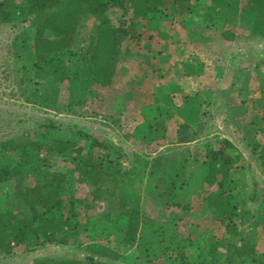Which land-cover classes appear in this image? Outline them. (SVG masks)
<instances>
[{
    "label": "rangeland",
    "instance_id": "1",
    "mask_svg": "<svg viewBox=\"0 0 264 264\" xmlns=\"http://www.w3.org/2000/svg\"><path fill=\"white\" fill-rule=\"evenodd\" d=\"M243 1L230 2L240 3L242 6ZM23 2L24 0H9V4ZM210 3L211 1L207 2ZM219 7L221 8L219 12L229 14L228 5L221 4ZM122 14L123 11L120 9H112L109 12L117 26L125 19L129 23L132 22L134 18L132 13L126 17ZM186 17L180 16L175 9L163 13V19L156 24V30H167L168 34L165 35L168 38H160L156 32L152 33L154 38L150 39L151 33L147 31V24L139 28L142 33L140 40L136 42L129 37L126 38L122 43L123 54L114 84L107 88L99 86L93 80L84 57L79 56L88 46L90 36L99 23L98 16L85 17L74 41L72 49L74 54H68L56 61L57 74L46 71L37 76L42 80L40 87L42 90L36 93L30 90V101L26 100L20 89L19 69L23 62L16 58L17 53L22 50L21 43L16 38L21 37L29 29V25L20 20L14 27L0 24V141L25 130H31L32 135L35 131L40 135L46 131L44 125L47 120L51 119L66 126L63 127V131H67L69 140L77 141L83 146L85 154L90 150L91 140L82 139L81 132L85 131L84 133H89L90 136L102 141L103 146L92 150L94 155L101 157L108 155L115 163L114 168L122 172L133 166L134 153L150 161L158 157L162 159V166L152 173H147L144 178L146 192L143 208L152 224L141 232L139 241L140 247L143 248L141 251L138 248L128 249L126 246L124 229L127 221L119 217L110 199L104 200L94 209L85 207L87 201L91 200L93 187L91 175L85 178L87 169L79 167L80 157H75L76 154L63 157L39 153L40 155L33 157L34 164L25 169L22 176L24 187L34 186L48 171L66 174L63 195L65 198L75 197L80 202L77 214L80 237L76 244L66 246L34 242L15 247L13 254L10 255L0 251V264H34L39 260H45L47 264H60L65 261H74L75 264H226L225 255L211 261V256L207 254L212 242H223V238L230 234L226 229L229 222L214 220L211 210L205 206L206 196L219 192L218 186H209L205 182L207 157L203 144L212 140L204 138L201 140L202 136L199 134L196 138L200 140L199 142L190 145L177 144L175 132L179 126L177 119L166 118H163V121L166 119L164 123L169 125V130L166 139L159 141V144L156 142L157 135L154 137L147 135V140L153 145L146 142V145L140 146L142 143L137 142L138 138L133 133L138 123L145 120L147 113L150 117L156 113L154 104L158 103V98L169 92L170 89L165 83L176 74L170 66L180 62L182 67L180 60L200 55L203 57L206 55L210 67H213V71L216 70L213 73L210 68V71L199 68L198 73L205 74L195 79L219 80L221 84L218 92L222 93L216 96L222 101H217L219 104L215 108L213 106L207 108L213 118L207 115L203 120L208 121L211 132L219 133L220 138H222L220 135H224L225 139H231L238 148L241 158L234 164L232 177L239 182L237 189L240 190V196L245 198L246 209L251 212L250 215L244 214L245 219L251 220L246 225H243L239 218L236 220L235 227L239 235L237 237L229 235L228 264H264V168L262 162L258 160L260 149H256L258 146H264V116L252 118L253 112L240 108L241 124L250 120H257V124L259 123L246 137L245 129L234 123L228 116L225 106L228 100L227 91L236 78L230 68L232 65L229 64L227 68V59L236 65L247 62L254 67L255 62L264 57V40L252 37L241 17L239 20L230 16V21L237 26L242 38L236 43H226L216 34L207 38L204 42L207 48L199 51V35L204 28L201 24L197 28L198 18ZM139 23L145 24L143 21ZM218 24L217 29L222 28V24L219 22ZM214 26L212 23L208 29L214 30ZM178 48L184 49L183 52L177 50ZM228 52L229 57L226 54ZM238 52L239 56L231 59V55H237ZM163 56H166L164 58L166 61L161 62ZM152 66H156L157 70L153 71ZM167 69L170 71L168 77L164 74ZM251 72L248 86L250 83L253 86L257 85L254 69ZM216 82H213L211 88L208 89L209 86L206 85L204 89L214 91ZM165 88L167 92H164ZM189 88L194 86L190 85ZM205 90L201 92V97H205ZM44 95L46 101L42 99ZM228 97L235 100L236 106L240 107L244 98L249 97L248 100L257 101L259 93L255 96L254 93L248 95L244 91L235 90L229 93ZM168 104H172V101H168ZM57 105L64 110L55 111ZM256 105L259 108L261 106L258 103ZM128 117L131 118L130 122L126 120ZM143 134L144 132L137 133ZM14 191V182L0 183V211L17 206ZM229 228L232 229L233 226ZM246 239L254 243L256 254L253 259L245 261L238 257L235 247L236 249L242 247ZM92 243L108 244L120 252L121 259L113 262L98 258L91 262L88 260L90 254L87 247Z\"/></svg>",
    "mask_w": 264,
    "mask_h": 264
},
{
    "label": "trees",
    "instance_id": "2",
    "mask_svg": "<svg viewBox=\"0 0 264 264\" xmlns=\"http://www.w3.org/2000/svg\"><path fill=\"white\" fill-rule=\"evenodd\" d=\"M209 1L211 3L207 4ZM230 1L232 0H24L20 4H9V0H0V24L14 27L20 20L29 25V29L16 38L22 46L16 58L23 62L19 69L20 89L26 100L30 101V90L35 93L42 90V80L37 76L46 71L57 74L56 61L74 54L72 49L75 38L87 16H98L99 23L90 36L88 46L78 55L84 57L89 74L103 88L114 84L123 54V41L128 37L136 42L142 38L139 28L145 24L142 25L139 21L152 22L166 10L175 9L180 16L207 15L211 19L206 21L210 22L217 20L225 27L221 33L222 38L229 42H238L242 35L227 16H234L239 20L241 17L243 24L249 28L250 35L264 40V0H242V6ZM221 4L229 6L226 17L219 12ZM112 9L123 11V17L132 13V22L125 19L121 25H115L109 16ZM235 21L234 19L233 22ZM42 99L47 100L45 95ZM63 110L58 105L55 108V111ZM166 111L168 114L175 112L184 120L178 130L179 143H189L191 138L198 136V130L194 133L188 130L193 126L202 128L200 115L204 112L203 102L186 97L183 105H175ZM63 127L66 126L49 119L44 125L46 131L41 136L36 131L32 135L31 130H25L0 141V183H15L14 194L18 202L13 209L0 211V251L10 255L15 247L34 242L66 246L76 244L80 237V222L77 219L80 202L75 197H64L66 174L48 171L34 186L24 187L22 176L25 169L34 164L33 157L42 153L63 157L76 154L75 157H80L79 167L87 169L85 178L91 175L93 187L91 200L87 201L85 207L94 209L104 200L110 199L119 217L127 221L124 229L126 246L128 249L138 248L143 251L139 243L141 232L152 224L143 209L146 192L144 178L147 173L162 166L161 157L150 161L134 153L133 166L122 172L114 168L115 163L108 155H94L92 150L103 146L102 141L84 133L85 131L81 132L82 139L91 140L90 150L85 154L83 146L77 141L69 140ZM206 147L208 172L205 182L209 186H218L219 190L208 196V206L212 210L213 219L229 222L226 225L228 234L237 237L239 232L235 227L236 220L239 218L243 225L251 221L244 218V214L250 215L251 212L246 209L245 198L240 196V190L237 189L239 182L232 177L234 164L241 158L240 152L230 140L220 137L213 142L209 141ZM256 149H260L258 157L264 168V146ZM229 226L233 228L230 229ZM218 247L216 244L211 246L212 255L217 253ZM235 251L245 261L253 259L256 254L255 245L249 239H246L242 247H235ZM87 252L91 262L98 258L113 262L121 259L118 250L104 243L89 244ZM34 264L47 263L39 260ZM60 264L75 263L65 261Z\"/></svg>",
    "mask_w": 264,
    "mask_h": 264
},
{
    "label": "crops",
    "instance_id": "3",
    "mask_svg": "<svg viewBox=\"0 0 264 264\" xmlns=\"http://www.w3.org/2000/svg\"><path fill=\"white\" fill-rule=\"evenodd\" d=\"M219 10H221V8ZM222 16L226 17L224 14H222ZM162 17H163V14L160 18L155 19L152 22H149V21L144 22L145 26H146V24L148 26L147 31H150V33H151V35H149L150 39L154 38L152 33H156V32L160 38H163V37L168 38L165 35V34H168L167 30H165V31L162 29L156 30L157 29L156 24H158L163 19ZM173 17H176V16H173ZM189 17L190 18H194V17L198 18L199 23L197 24V28L200 24L204 28V31H201V34L199 35V38H200L199 39L200 41L198 43V44H200L199 51L207 48L206 45L204 44V42L207 41L206 40L207 38H210L211 36H214L216 34H217V36H220L222 38L221 33L225 27L217 29V27L219 26L217 20H213V22L206 21L207 19L210 18V17H207V15H205V16L204 15L192 16V17L187 16L186 18H189ZM227 18H229V16H227ZM212 23L215 24V26L213 27L214 30L208 29L209 25L211 27ZM238 33H240V32H238ZM190 36H191V32H190ZM224 41L226 43H236V42H229L226 40H224ZM177 50L183 52L184 49L180 50V48H178ZM226 54L229 57V52ZM166 56L162 57L161 62L166 61L164 59ZM231 56H232L231 59L237 58L239 56V52L237 53V55L232 54ZM207 60H208V57L206 55L204 57L201 55H200V57L189 56L186 60L185 59L180 60L181 64H183L182 67L180 66V62H176L172 66H170V68L173 69V71H175L176 74L172 78L167 79V81L165 83L167 85V88L170 89L169 92L165 93V94L163 93L164 97L160 96V99L158 98V100H157L158 103L154 104L156 107V109H155L156 113L155 114L153 113L151 115V117L147 113V117L145 118V120L143 122L138 123V126L135 128V131L133 132L136 134V137L138 138L137 142L142 143V144H140V146L146 145V142L151 143V141L147 140V138H148L147 135H152L153 137L155 135H157L158 139L156 140V142H158V144L160 143L159 141L166 139L167 133L169 130L168 129L169 125L164 123V121L166 119L167 120L177 119L179 126L177 127V130L175 131L176 135H177L176 143L182 144V143L178 142V139H179L178 138V130L180 129V125L184 124V120L181 117H179L178 114H176L175 112L172 114H168L166 110L168 108L174 107L175 105H177V106L183 105V102H184L186 97H191V98H194V99L199 100V101L204 103V112L202 115H200L201 121H202V128L193 126L188 130V132L194 133V132H196V130H198L199 134H200V135L199 134L198 135L202 136V137H200L201 140L203 138L204 139H210V140H212V142L217 137H219V133L211 132V130L207 124L208 121L203 120V118H205L207 115L211 116V113L210 112L208 113V110H207L208 107H209V109L212 106L215 108V106H217V104H219V102H217V101H222L221 98L217 99V97H216V96H218V95L220 96L222 94V93H219L220 91L218 92V89L220 88L221 83L219 82V80H215V79H210V80H208L209 82L203 81V80L197 81L195 79V77H198V76L201 77L205 74V72L198 73L199 68L203 69L205 71H210L209 70V68H210L213 73L215 72L216 69H214V71H213V69H212L213 67H210V63ZM229 64L232 65L230 68L233 71V73H235L236 78H235L234 82L231 84V86H229V90L227 91V94H226V96L228 98V100H226L227 103L225 104V106L227 108L226 110L228 111V116L230 118H232L234 123L237 125H241L242 129H245V131H246L245 136L248 137L250 135V133L253 131V128L256 127L257 125H259V123L257 124V120H250V122L244 121L247 123L241 124V121H239V119H241L239 114L242 112L240 110V108H242V110H245V111L253 112L252 118H260V117L264 116V88L263 89L261 88V86L264 85V72H263V70H264V57H262L261 59H258V61L255 62L254 67H251L250 65H248L247 62H243V64L241 63V64L236 65L233 61L229 62L227 59V68H229ZM218 66H219V68L221 67V65H218ZM163 68H162V70H164ZM253 69H254L256 76H257V85L254 84V86H257V88L254 87L252 85V83H250V86H248V77H251L250 74L252 73L251 70H253ZM152 70L153 71L157 70V67L152 66ZM169 73H170V71L168 69L166 71H164V74L166 75V77L169 76L168 75ZM214 81H217L216 87L214 88V91L204 89V87L206 85L209 86L208 89L211 88ZM176 84H177V86H176ZM190 85L194 86V88H189ZM204 90H205V97H201V92H203ZM235 90L244 91L248 95L254 93L255 96H257V94L259 93V97L257 98V101L254 99L252 101H250V100H248L249 97L244 98V99L242 97L243 102L239 107V106H236L235 100L228 97L229 93H232ZM136 92H138V91H136ZM164 92H167L166 88H165ZM192 93H194V94H192ZM135 95H136V93L134 94V97H135ZM177 98L179 99V101ZM168 101H172V104H168ZM248 101H250V104H248ZM257 103L261 105V106L259 105L260 108L257 107V105H256ZM145 106H148V105H145ZM163 118H166V119L163 121ZM211 118H213V117L211 116ZM126 120H128L130 122L131 118L128 117ZM235 120L237 123L235 122ZM138 132H140L141 134H142V132H144V134L143 135H137ZM139 136H143V137L140 138ZM220 136H222V138L223 137L225 138L224 135H220ZM196 138H191V141L189 143L182 144V145H190L192 143L199 142L200 140L199 139L196 140ZM228 140L231 141V139H228ZM208 142L209 141H207L203 144L205 150H207L206 145ZM151 145H153V143H151ZM205 154H206V151H205ZM258 160H260L259 157H258ZM207 172H206V176H207ZM206 176H205V179H206ZM209 195L206 196L207 204H205V206L207 209H210L208 206V199H207ZM211 213H212V210H211ZM197 226H198V224H197ZM213 244L219 245V247H218L219 249L215 255H212L210 252L211 246ZM198 249L199 248L196 249L197 252L199 251ZM185 250H186V248H185ZM207 254L211 256V261H215L218 256L225 255L224 260H226V262L227 261L229 262V235H227L223 238V242H220V243H216V241L212 242L209 246V251L207 252Z\"/></svg>",
    "mask_w": 264,
    "mask_h": 264
}]
</instances>
